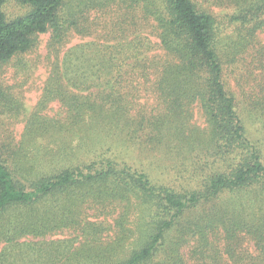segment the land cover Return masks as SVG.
<instances>
[{
  "label": "trees",
  "instance_id": "obj_1",
  "mask_svg": "<svg viewBox=\"0 0 264 264\" xmlns=\"http://www.w3.org/2000/svg\"><path fill=\"white\" fill-rule=\"evenodd\" d=\"M7 1L0 0V65L30 51L38 35L50 33L54 47L70 34L91 35L93 9L125 11L119 36L82 46L78 59L88 76L68 83L83 94L61 100L68 123L60 125L80 130L88 114L131 145L174 157L175 169L172 183H154L143 170L102 159L30 180L20 177L19 154L6 150L5 159L0 156V246L7 247L0 264H264V162L222 79L250 50L263 66L264 0H215L236 10L224 42L213 17L193 0H14L29 10L12 20L4 13ZM135 13L157 44L138 32ZM132 31L138 35L128 39ZM138 80L155 97L150 114L136 108ZM245 99L264 115V94L250 90ZM193 106L202 111L204 129L190 123ZM134 199L140 243L115 263L134 236L126 225ZM50 202L62 213L38 218V205ZM16 209L21 213L13 222L6 214ZM62 230L80 233L83 242L76 248L52 243L41 259L29 261L5 252L25 237Z\"/></svg>",
  "mask_w": 264,
  "mask_h": 264
},
{
  "label": "rangeland",
  "instance_id": "obj_2",
  "mask_svg": "<svg viewBox=\"0 0 264 264\" xmlns=\"http://www.w3.org/2000/svg\"><path fill=\"white\" fill-rule=\"evenodd\" d=\"M193 1L199 9L213 17L219 39L224 42L230 33L229 18L236 14V10L231 5H219L215 0ZM28 10L14 0H8L4 6V13L9 20L24 15ZM124 13L125 11L114 9H93L87 16L88 24L92 25L91 35L70 34L64 43L55 47L51 45L50 33L38 35L30 51L16 55L8 63L0 65V156L4 160L6 150L19 154L23 163L21 178L31 180L33 175L41 172L50 176L60 168L108 159L143 170L154 183L173 182L172 171L175 168L171 165L174 164V157H166L162 151H143L125 141L122 132L108 124L92 120L88 114L83 117L80 130L70 126L61 127L68 123L66 108L61 100L66 96L71 98L70 94H83L73 88L68 79L81 80L88 76L87 67L82 68L81 59H78L82 57V46H96V43H102L107 38L119 36L120 31L125 30V25L121 24ZM133 21L140 27L138 32L148 38L150 43H158L150 25L144 26L137 13L133 15ZM135 34L138 35L133 31L129 34L127 32L128 39ZM259 38L264 44V34H260ZM254 52L248 51L236 67L225 68L222 79L227 93L235 98L236 111L246 138L256 146L264 162V115L250 109L245 99L250 90L259 95L264 94V64L259 66ZM160 53L156 49V54ZM135 87L138 89L136 108L144 113H152L157 103L150 86L138 80ZM191 112V125L204 129L206 123L200 108L193 106ZM178 163L188 166H178L180 169L189 172L192 170L188 163ZM133 204L134 209L126 225L134 231V236L116 253L115 263L125 260L140 243L141 216L135 199ZM20 211L16 209L6 216H10L14 222ZM38 212V218L47 213V216L55 217L62 210L54 208L50 202L38 205ZM63 241L65 244L70 242L76 248L83 239L80 233L62 230L44 238L25 237L5 252L11 253L18 262L41 259L40 254L48 250L45 248L47 245ZM6 247L2 244L0 253ZM250 248L253 250L251 246Z\"/></svg>",
  "mask_w": 264,
  "mask_h": 264
}]
</instances>
